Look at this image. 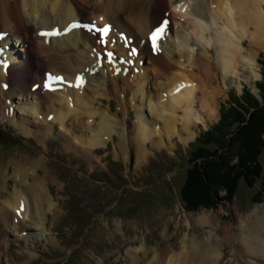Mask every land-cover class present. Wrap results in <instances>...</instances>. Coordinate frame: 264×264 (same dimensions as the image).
Masks as SVG:
<instances>
[{
  "label": "rangeland",
  "instance_id": "obj_1",
  "mask_svg": "<svg viewBox=\"0 0 264 264\" xmlns=\"http://www.w3.org/2000/svg\"><path fill=\"white\" fill-rule=\"evenodd\" d=\"M76 1L71 0L72 8L76 12L83 13V17L77 16L78 19L70 23L77 20L85 21L92 15L98 14L87 13L90 11L89 8L87 12H83ZM92 1H96L99 7L103 3L102 0ZM155 13L151 20H148L151 30L156 28L154 24L158 25L165 17L172 21L169 9ZM138 18L136 21L132 18H122L121 22H113L115 25L112 31L115 38L122 42L116 45L119 52L121 49L128 48L118 36V32H115L116 29L120 27L121 32L135 39L144 21L143 17ZM51 19L54 20L55 17ZM106 23L102 21L101 24L106 25ZM8 32L10 35L7 37L11 38L12 32ZM35 32L36 29L27 36V40L28 43L30 42L29 46L34 44L36 51L38 44L32 41V35H35ZM21 37L25 39L24 36ZM39 37L43 43L47 42L45 37ZM138 40L141 39L138 37ZM50 42L58 44L57 50L59 47L67 48L68 45L72 48L71 43L67 42L66 35ZM90 43L95 45V40H91ZM14 44L10 43L12 46ZM18 44H15L16 48L15 46L14 48L18 49L21 57L24 56L27 59ZM136 45L139 47L138 43ZM245 47L248 49L247 46ZM29 48L35 53L33 48ZM48 48L52 50L56 47L48 46ZM127 51L129 53L131 49ZM88 52V56L94 55L92 50ZM149 52L152 54L155 51L150 50L146 44L144 50L137 58H134L136 63L141 59L144 67H149V58L142 59L143 55L150 56ZM210 55L213 59V52ZM256 58L261 77L256 79L255 88L245 82L248 73L241 76L230 90L227 89L226 84L221 83V90L226 92L218 99L217 119L208 122L206 127L199 124L198 128H194L197 133L195 139L186 145L175 139L172 142L173 148L161 147V150H155L152 145L158 146L156 138L150 145V149L147 146L145 152L148 154L139 164L136 163V156L131 153V149L128 159H125L126 154L120 149L116 134H112L113 139H109L111 136L108 133L106 140L97 148V150L100 148L99 151L96 150L91 156L76 153L74 148L71 149L72 152H68L61 134L71 132L72 120L66 130L58 122L47 121L45 126L48 132L53 134L39 142L40 136L37 138L33 136L34 131L39 129L38 121H35V116H32L30 112H23L18 106L20 103L23 106L27 105V99V102L41 105L39 117H45L48 108L45 107L43 115L41 111L43 106L49 103L45 99L46 96L34 98L35 91L32 92V89H30L31 94L25 96L23 100V96L19 94L10 95L9 85L6 84L11 68L9 72H6V69L1 71L0 164L7 165L11 160L18 162L42 159L43 162L39 166L30 168L35 171L34 175L42 177L45 176V172H48V177H43L44 187L50 199L54 200L55 205L52 210L55 212H50L51 208L48 204L41 203L43 206L38 207L25 197L28 210L38 215V222L39 219L45 222L47 229L39 228L36 225L38 222L30 221V219L28 226L34 225L28 229L20 224H13L15 225L13 226L10 223L7 227L1 223L0 250L14 258L15 261L11 260L15 264H135L134 249L142 246L144 251L138 253L140 256L138 263L144 264L147 254H154L151 252H156L161 258L159 262L162 263L169 258V254H165L164 249L173 247L177 243L182 247L184 244L181 242L186 241L188 237L187 242L204 241L208 247L211 243L214 245L217 240L219 243L220 240L218 247V251L222 252L219 253L222 255L220 264H246L249 261L264 264L263 261L257 260L256 256H244L241 252L232 251L233 248L228 243L223 244L227 242L224 239L225 235H242V230L238 227L241 223H244L245 232L248 230V233L258 219L264 223V50H258ZM92 59L94 63L103 65L101 59L93 57ZM102 59L108 64L104 57ZM59 60L56 62L63 65V61ZM158 63L155 66L152 65L153 69L158 68ZM70 64L74 65V62L71 61ZM144 67H141L139 72H142ZM40 68V73L46 70L41 71ZM50 68L52 66L48 65V70ZM56 69L59 70V68ZM102 71L103 69L97 73L100 74ZM37 81L44 84L43 78H36L33 83H29L27 91ZM92 84V87L86 86L80 94L84 103H89L90 98H96L92 97V94L96 93L94 87L96 83ZM1 89H3L2 92ZM102 98L105 99L104 103L98 102L99 105L96 102V107H99L101 111L108 108L113 111L118 109L119 103L114 98L110 101L104 96ZM12 99L17 104L18 117H15V112L11 117ZM17 100L20 101L17 102ZM66 106L63 102L62 106L56 107L65 112ZM70 107L78 111L74 100ZM77 111L74 117L81 115L77 114ZM120 113L122 115L119 119L126 125L136 121L134 111L131 113L132 122L128 120L125 111L122 110ZM5 114L6 118L2 119V115ZM255 120L261 125L257 129H252L251 126L253 130L251 131L256 135L251 138L247 133L243 134V129L248 128ZM83 123L91 129L86 131L78 128V133L79 131L84 134L92 133L94 126L87 115ZM53 124L55 128L52 129ZM61 129L64 132L61 133ZM24 130L29 134L24 133ZM164 142L168 143L167 140ZM78 147L85 152L88 151L87 148L79 145ZM32 171L31 174H33ZM188 185L191 186L187 194L190 192L199 194V199L194 202V205L188 203L184 196L186 195L184 188ZM4 196L5 194L2 193L0 200H4ZM202 211L209 218L212 214L211 224L192 225L191 222L186 221L190 214L197 218ZM1 240L8 242L10 245L8 250H6L7 244L3 246ZM214 252L215 250L212 254ZM3 264L8 262L4 261Z\"/></svg>",
  "mask_w": 264,
  "mask_h": 264
},
{
  "label": "bare ground",
  "instance_id": "obj_2",
  "mask_svg": "<svg viewBox=\"0 0 264 264\" xmlns=\"http://www.w3.org/2000/svg\"><path fill=\"white\" fill-rule=\"evenodd\" d=\"M76 2L83 12H87L86 10L89 8L90 11L87 13H98L92 15L88 20L81 21L82 24L92 23L94 26L103 27L102 21L109 23L111 21L115 25L113 22H121L122 18H132L133 21H136L138 17H143L144 21L135 39L129 38L127 33L121 32L120 27L117 29V32H120L117 33L118 36L123 33L128 40V42L123 41L130 44L125 46L128 48L127 50L131 49V51L129 53L124 49L118 51L119 48L116 45L122 44V42L115 38L112 29L108 37L103 40L101 37L97 42V38L82 30V24L79 28L70 27V22L78 19L77 16L83 17V13L76 12L72 8L71 0H0V34L3 35L1 45L2 48H5L6 45L10 49L12 48L8 54L0 52V72L5 69L6 72H9V68H11L6 84L9 85V94L12 96L19 94L23 96V100L25 96L31 94L30 88L27 91L29 83H33L36 78L44 79V75L48 71H51L53 76L62 75L65 82L68 80V85L64 89L54 92L44 90V84L40 82L42 86L38 91H35L33 97L46 96L45 99L49 102L43 106L42 115L45 107L48 108V111L45 117L41 116L42 119L39 117V106L41 108V105L32 104L26 99L27 105L23 106L20 103L18 106L21 111L30 112L32 116H35V121H38L39 129L34 131L33 136L35 138L40 136L39 142L53 134L49 133L45 126L47 121L58 122L66 130L72 120L71 132L62 133L64 130L61 129V136H63L68 152H72L71 149L74 148L76 153L91 156L106 140L105 137L108 133L111 136L109 139H113L112 134H116L120 149L126 154L125 159H128L131 149V153L136 156V163L139 164L148 154L145 152L147 146L150 149V145L155 142L156 138L158 146L152 145L155 150H161V147L173 148L172 142L175 139L186 145L195 139L197 133L194 128H198L199 124L206 127L208 122L217 119L218 99L223 97L226 92L221 90V83L226 84L227 89L230 90L241 76L248 73L245 82L255 88L256 79L261 77L258 72L260 67H258L256 56L258 50H264V0H102L101 7L92 0H77ZM168 9L171 10L172 17L169 32L158 41L157 48L153 49L158 55L154 56L152 55L154 52L152 54L149 52L151 57L147 54L142 56V59L149 58V67H144L141 59L136 63L131 54L132 46L136 50L140 49V52L144 50L146 44L149 47L148 35L152 30L148 20H151L152 15L156 14L155 12L158 14ZM51 17H55V19L53 20ZM54 25L60 27L61 37L64 36L65 29L69 30L66 38L72 48H69L68 45L67 48L59 47L57 50L58 44L47 40L45 43L49 47H56L50 50L42 42L38 35L39 31L50 29ZM66 26L67 28H65ZM154 26L157 27L155 24ZM35 29L36 35H32V41L38 44L36 51L34 44L29 46L30 42L28 43L27 40V36L31 35ZM8 31L12 32L11 38L7 37L10 35ZM21 36H24L25 39ZM138 37L141 40H138ZM93 39L95 45L90 43ZM144 39L147 41L143 44L142 40ZM99 42L103 44V47ZM10 43L16 45L20 43L21 52L27 56V59L20 56L18 49H15V44L14 48ZM136 43L139 44V47ZM104 44H107V47ZM29 47L33 48L36 54L31 52ZM256 48L257 51H255ZM149 49L152 50L150 47ZM89 50H92L93 58L98 60L101 58L103 65L94 63L92 57L88 56ZM111 52L114 53V57L109 60ZM211 52H213V59L210 55ZM101 56L108 64L103 62ZM121 59L124 61L120 62ZM56 60L63 61V65L60 62L57 63ZM131 60L135 61L133 67L129 65ZM71 61L74 62V65L70 64ZM157 62H159L158 68L153 69L152 65H157ZM7 63H9L8 68H6ZM48 65L52 66L51 70H45L43 75H40L39 67L41 70L48 68ZM141 67L144 68H142V72H139ZM101 69H103L102 73H97ZM80 75L82 82L77 81ZM93 82L96 83L94 85L96 93L92 94V97L96 98H90L89 103H84L80 94L86 86L93 85ZM103 96L109 101L114 98L119 103L118 109L113 111L108 108L101 111L99 107L97 108L96 102L97 104H99L98 102L104 103ZM129 97L130 100H128ZM72 100L78 106V111L70 107ZM12 101L14 102L13 99ZM13 102L11 117L14 112L15 117H18L16 114L17 104ZM63 102L67 105L65 112L56 107L62 106ZM122 110L125 111V115L131 122V113L134 111L136 121L134 123L127 122L126 125L123 120L119 119ZM76 111L81 115L74 117ZM86 115L93 123L94 129L92 133L84 134L80 131L78 133V128L86 131L91 129L83 123ZM4 118H6V114L2 115V119ZM88 124L90 125V123ZM53 128H55V124L52 125ZM30 130L32 131V129ZM24 133L29 134L26 130ZM166 140L168 143L164 142ZM78 145L87 148L88 151L85 152ZM42 162V159L18 162L11 160L7 165L0 164V195L5 194V199L0 200V224L4 223L7 227L10 223L12 225L20 224L28 229L30 227L28 226L29 219L38 222V215L32 213L30 209L28 210L25 197L31 203L33 201L37 204L38 207L43 206L41 203L48 204L51 208L50 212H55L52 210L55 205L54 200L50 199L49 193L44 187L43 177H48V172H45V176L42 177L34 175L35 171L30 168L39 166ZM31 171L33 174L30 173ZM10 173L11 175H9ZM212 219V214L209 218L202 211L197 218L190 214L186 221L191 222L192 225H203L211 224ZM41 221L39 219L36 225L44 230L47 229V224ZM238 227L242 230V235H225L224 239L227 242L223 244L228 243L232 246V251L241 252L247 257L256 256L257 260L264 262V223L258 219L256 225L251 227V230L249 229V233L248 230L245 232L244 223ZM187 238L186 241L181 242L184 244L182 247L177 243L173 247L167 246L168 248L164 249V253L169 254V258L166 259L163 253L166 262H159L161 260L159 255L156 252H151L154 254H147L146 261L143 263L216 264L217 262L220 264L222 260L220 258L222 255L219 254L222 252L218 251L220 240L219 243L217 240L214 245L211 243L208 247L204 241L196 240L190 243V241L187 242ZM1 243L3 246L7 244L6 250L10 248L8 242L1 240ZM178 247L180 248L178 249ZM143 249L142 246L134 249L135 264L140 262L138 253L141 251L143 253ZM214 250L215 252L212 254ZM11 259L14 260L7 256L5 251L0 250V264H3L4 261L8 264H15V260ZM246 264L258 263L249 261Z\"/></svg>",
  "mask_w": 264,
  "mask_h": 264
},
{
  "label": "trees",
  "instance_id": "obj_3",
  "mask_svg": "<svg viewBox=\"0 0 264 264\" xmlns=\"http://www.w3.org/2000/svg\"><path fill=\"white\" fill-rule=\"evenodd\" d=\"M259 121V119H257ZM258 121L255 120V122H251L250 126H248V128H245L243 129V134L244 133H247L251 138L255 137L256 135L252 132L253 130L252 129H257L259 128V126L261 125ZM251 126H252V129H251ZM252 130V131H251ZM254 134V135H253ZM192 179V178H191ZM190 186L191 185H188L186 186L184 189V192H186V195H184L186 197V200L188 201V203L194 205L195 201H197L199 199V194H187L189 191H190ZM192 191V190H191Z\"/></svg>",
  "mask_w": 264,
  "mask_h": 264
},
{
  "label": "snow or ice",
  "instance_id": "obj_4",
  "mask_svg": "<svg viewBox=\"0 0 264 264\" xmlns=\"http://www.w3.org/2000/svg\"><path fill=\"white\" fill-rule=\"evenodd\" d=\"M77 25H73V27H76ZM164 27H161L159 29L156 30V32H154V34L152 35L151 39H152V42H153V48L155 49L156 48V41L159 39V37L161 36V34L164 32ZM103 31V33L106 35L107 34V28L101 30ZM51 34H57V33H51ZM51 34H48V33H45L43 35H51ZM111 55V54H109ZM50 79H53L50 77ZM55 79H61V78H55ZM45 87H50L49 84L46 83Z\"/></svg>",
  "mask_w": 264,
  "mask_h": 264
}]
</instances>
